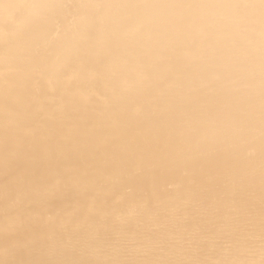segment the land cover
Listing matches in <instances>:
<instances>
[{"label":"bare ground","instance_id":"1","mask_svg":"<svg viewBox=\"0 0 264 264\" xmlns=\"http://www.w3.org/2000/svg\"><path fill=\"white\" fill-rule=\"evenodd\" d=\"M0 264H264V0H0Z\"/></svg>","mask_w":264,"mask_h":264}]
</instances>
